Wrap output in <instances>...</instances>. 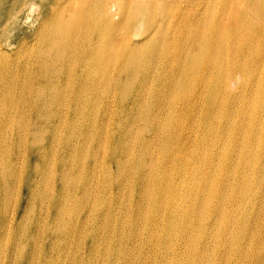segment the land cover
Here are the masks:
<instances>
[{"label": "bare ground", "instance_id": "1", "mask_svg": "<svg viewBox=\"0 0 264 264\" xmlns=\"http://www.w3.org/2000/svg\"><path fill=\"white\" fill-rule=\"evenodd\" d=\"M0 264H264V0H0Z\"/></svg>", "mask_w": 264, "mask_h": 264}, {"label": "rangeland", "instance_id": "2", "mask_svg": "<svg viewBox=\"0 0 264 264\" xmlns=\"http://www.w3.org/2000/svg\"><path fill=\"white\" fill-rule=\"evenodd\" d=\"M25 196H26V195H24V197H25ZM11 200H13V198H12ZM125 252H126V249L123 248V249H122V253H125ZM147 257H148V256L145 255V256L143 257V259H146ZM95 260H96V257L93 259V261H95Z\"/></svg>", "mask_w": 264, "mask_h": 264}]
</instances>
